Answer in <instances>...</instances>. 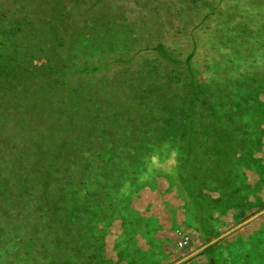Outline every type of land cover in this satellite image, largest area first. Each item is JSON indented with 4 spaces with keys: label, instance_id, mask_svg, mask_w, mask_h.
<instances>
[{
    "label": "trees",
    "instance_id": "trees-1",
    "mask_svg": "<svg viewBox=\"0 0 264 264\" xmlns=\"http://www.w3.org/2000/svg\"><path fill=\"white\" fill-rule=\"evenodd\" d=\"M184 2L196 17L174 25L177 7L187 8ZM61 7L36 10L62 16L58 26L46 21L29 27L26 19L17 20L9 32L11 53L12 44L1 46L0 33V244L11 237L0 256L9 264H80L77 259L117 264L107 256L106 228L96 229V221L131 222L132 197L160 177L200 202L207 182L189 187L186 180L208 179L212 189L207 190L221 189L224 184L214 175L211 179L213 171L223 173L214 161L241 159L243 150L261 143L264 0H84L77 8ZM152 20L163 30L149 42L128 54L92 59L98 54L90 53L95 45L88 43L94 31L134 34ZM43 32L54 52L35 64L29 59L33 51L14 45L22 33ZM206 51L203 69H197ZM139 53L151 57L145 70L150 85L173 86L177 92L179 84L168 87V78L176 73L183 78L180 125H167L140 101L134 85L139 76L129 72L134 63L127 64ZM99 73L107 75L99 76L103 92L95 99L89 90L96 83L89 78ZM125 74L137 98L125 96L119 106L111 77ZM218 135L225 137L222 145L215 144ZM146 148L149 154L143 155ZM119 239L113 246L123 256L125 242ZM247 257L248 264H264V254Z\"/></svg>",
    "mask_w": 264,
    "mask_h": 264
},
{
    "label": "crops",
    "instance_id": "crops-1",
    "mask_svg": "<svg viewBox=\"0 0 264 264\" xmlns=\"http://www.w3.org/2000/svg\"><path fill=\"white\" fill-rule=\"evenodd\" d=\"M242 180L247 187L249 181L245 176ZM258 186L252 188L251 193L238 180L231 189H203L199 192H204L206 197L199 202L196 196L195 200L188 196L186 189L175 187L160 177L132 197L131 222L128 218L118 220L117 235L125 244H122L123 256L115 250V262L217 264L216 259H220L225 264H248L251 257L247 254L261 258L264 220L260 217L264 212V197L262 184ZM254 205L257 208L253 210ZM179 232L189 237L184 247L177 244ZM115 240L117 242V236ZM251 241L262 248L250 252Z\"/></svg>",
    "mask_w": 264,
    "mask_h": 264
},
{
    "label": "rangeland",
    "instance_id": "rangeland-1",
    "mask_svg": "<svg viewBox=\"0 0 264 264\" xmlns=\"http://www.w3.org/2000/svg\"><path fill=\"white\" fill-rule=\"evenodd\" d=\"M83 1L84 0H43L42 2H37L36 0H0V33L4 32L3 37H1L3 39V43L1 44V46L12 44V47L8 51L9 53L12 52L13 43L11 42V34H9V32H10V29L13 27V24L17 20H20L22 23H24L26 19V22H29V25H28L29 27L37 26L38 24H41V23L43 24V22H46V21L49 22L51 25L56 24L58 26L61 24V21H63L62 19L63 17L60 15L53 16L52 14L48 15L46 13H40V14L37 13L36 10L38 8L44 7L45 5L47 7L49 5H54V6L62 5L61 10L66 11L68 10V8H72L73 6L77 8L79 5L83 3ZM185 4L187 5V8L183 6L177 7L176 12L178 13H177L176 19H174L173 21L174 23L172 22L174 25L185 24L187 19L190 21L191 20L190 18L196 17V14H195L196 10H194L193 7L189 6L187 3ZM126 8L131 9V8H128L127 6ZM164 23H166L165 20H164ZM70 24H68L67 22L68 26H70ZM66 26H62V28H66ZM166 26H168L167 23H166ZM134 30H135L133 31L134 34H131L128 30L119 31L115 29H111L107 31L103 36H102V33L94 34L95 31L91 33L92 37L88 40V43L89 44L94 43L95 46L91 47L90 53H95V54L98 53L92 59L98 58L100 57V55L108 57L112 55L113 53L128 54L129 51H131L135 45H138V43L139 45L140 44L143 45L144 41L149 42L151 38H153L157 32L159 31L161 32L163 30V27L161 25H158L157 27L156 21L152 20L151 22H148V24L146 23V24L140 25ZM148 31H150V34L148 33ZM37 39L39 40H38V44L36 45H33L30 47L29 46L30 44H26L27 42H31V41L33 42ZM14 46L18 47L21 50V52H24V53H26V50H25L26 48L30 50V52L33 51L34 57L33 58L30 57L29 59L31 62L35 64L44 63L46 57L50 56L52 52H54L51 39L49 36L45 35L44 32L42 34H35V35H31L29 33H22L18 38V43ZM184 46H185L184 43L181 44L182 48ZM24 53H23V56H25ZM203 54L204 56L199 55V59L201 60V62L196 64L197 69L199 68L203 69L202 67L207 60V57H206L207 51L203 52ZM16 58H18V60L23 59V57H20V56H16ZM149 58L151 57H148L146 55L143 56V53H139L136 60L127 63V64L134 63L133 65H131L132 68L129 70V72L133 75L138 74L140 78V79L139 78L136 79L140 84L138 82H137L138 85L134 84L136 89L131 86V82H130L131 79L129 78L130 76L129 74H125V75L117 76V77L116 76L111 77V79H113L112 84L115 88V90L111 91L112 94L115 96L113 98L115 99L116 102H119V106L123 102H126L125 96L128 99L132 97L137 98V94L132 93V91L129 90V86H131L133 89L138 91L140 95V101L142 97L143 102H146V105L151 107L154 110L153 115L155 117L160 118L161 121H165L166 124L170 126L173 125V123H175L176 125H180L182 123L183 115L185 114L183 100H184L185 90L187 88L186 85L183 84V78L181 80V76L178 75V73L173 74L176 71L173 72L172 73L173 75H170L168 78V87L170 85H174L175 82L179 84L178 86L180 87V90L177 92L173 86L171 87V90H170L169 88L164 89L165 85H163L162 87L154 86L152 84L150 85V83L146 81V77L150 78V75L145 73V70H147L148 68ZM142 59H143L142 63L144 62V64L141 63L142 64L141 65L137 61L142 60ZM141 73H143L144 76H142ZM103 75H107V74H103V73L94 74L92 77L89 78L91 82L96 83V87L95 88L93 87L92 89L89 90L91 91L90 95H92V97H94L95 99L98 98L97 94H100L103 92V91H100L101 90L100 87H97L99 85L98 81L102 79V78L99 79V76H103ZM106 78H110V77L107 76ZM144 86H146V88H143ZM261 90H264V82L261 85ZM259 98L260 100L264 101L263 91H261ZM262 103L264 105V102H261V104ZM133 109L135 110L136 108H133ZM248 120L252 124L254 122H257V120H254V116H252V121L249 117H248ZM260 130L262 131L263 138H261V143H258V142L255 143V146L252 150L254 151L253 155H252V151L244 152L243 150L244 153L242 152V155L241 154L239 155V158H241L242 160L241 159H232V160L229 159L228 161L227 158H224L226 159L224 161L220 159H218V161H214V163L216 164V167L217 165L218 167H223V171H222L223 173H221V177H219L217 176V174L220 175L219 172H217V170H215L216 172L213 171L211 175L212 180H213V175H214L216 179L218 178L219 181L224 184L223 188L225 189H231L233 185H235L236 182H238L239 180V182H242L245 188H248L251 193L254 192L252 188H259L258 185L261 183L263 186L262 198L264 197V117H263V120L261 121ZM257 133L259 134L258 130L255 132V134ZM224 138L225 137H223L222 135H218L215 140V144L222 145L221 142ZM224 142L225 141H223L222 143ZM149 151L150 149L146 148L142 154L143 155L149 154L148 153ZM240 161H241V164L238 165V162ZM233 163H236V165ZM188 173H191V172H188ZM243 176H245V179L249 181L247 187L244 181L242 180ZM186 182L189 187L191 185L196 186L201 182L202 183L207 182L208 186H206V188L204 189H207V188L212 189V186L209 184L208 179L207 180L206 179L193 180L191 181V183H189V180H186ZM238 186L236 190H238ZM252 208L254 210L257 207L254 205L252 206ZM260 220H264V212L261 214ZM94 225L96 229L106 228L105 229L106 231L105 244H106L107 256L113 261H115L116 252L114 250L113 245H114L115 237L117 236L118 231L120 230L119 221L113 219L111 223L108 222L107 224L105 223V221H96ZM106 225H108V227H106ZM10 238L5 239L0 244V249H4L6 244L9 242ZM252 241L250 245L251 249L262 248L261 245L252 243ZM263 251H264V246H263ZM65 255L67 254L65 253ZM1 257L2 256H0V264H9L7 261L3 260ZM77 260H80L79 262L81 264V259H77ZM59 261H60V264H64L63 260H59Z\"/></svg>",
    "mask_w": 264,
    "mask_h": 264
},
{
    "label": "built area",
    "instance_id": "built-area-1",
    "mask_svg": "<svg viewBox=\"0 0 264 264\" xmlns=\"http://www.w3.org/2000/svg\"><path fill=\"white\" fill-rule=\"evenodd\" d=\"M180 238L177 242L178 246L180 247H184L188 244L189 241V237L185 234H182L181 232H179Z\"/></svg>",
    "mask_w": 264,
    "mask_h": 264
}]
</instances>
